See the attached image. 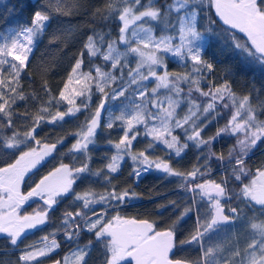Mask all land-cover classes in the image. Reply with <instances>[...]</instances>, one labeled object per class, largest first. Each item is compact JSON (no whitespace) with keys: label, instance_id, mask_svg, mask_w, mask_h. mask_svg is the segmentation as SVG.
<instances>
[{"label":"snow or ice","instance_id":"1","mask_svg":"<svg viewBox=\"0 0 264 264\" xmlns=\"http://www.w3.org/2000/svg\"><path fill=\"white\" fill-rule=\"evenodd\" d=\"M81 7V0H55V4L48 0L33 13L29 25L3 35L0 42V114L7 118L8 127L13 124V105L17 100L27 98L21 91V73L27 67L37 40L49 26L52 13L67 16ZM212 9L224 30L231 34L234 48L240 50L250 63L264 66V0H163L162 3L157 0H106L104 9H97L101 21H119L116 38L111 36V29L103 34L94 31L93 35H89L83 46L89 56L88 70H84L82 51L58 97L51 96L45 82L48 107L41 104L30 117L32 126L23 133L13 132L6 139L7 148L27 147V150L19 151L13 162L0 167V234H4L11 245L16 246L26 230L44 225L54 206L71 193L76 201L82 202V208L89 212L64 213L62 228L57 229V232L63 230L67 241L74 242L75 247L62 260L54 261V264H86L85 258L89 255L93 241L89 240L83 246L79 244L80 234L84 231L93 234L95 241L103 245L104 264H191L187 259L174 257L178 221L160 230L148 219L126 217L116 211L126 199L135 196L134 192L128 189L118 191L113 186L104 193L93 190L75 193L73 188L78 180L99 177L103 172V169L95 172L90 169L89 146L95 144L101 112L110 96L116 99L128 91L126 85L106 91L125 75L124 69L127 68L126 75L130 78L128 85L137 86L132 95L138 96L139 102L133 101L105 125L112 129L115 122L120 121L123 135L113 144L116 152L105 165L107 172H104L103 178L111 184V174L120 170L125 156L133 162L131 174L137 178L142 172L153 168L169 176L179 177L187 191L209 202L210 212L203 222L197 214L195 231L189 238L179 241L181 246L196 243L203 247L201 260L196 264H264V219L245 217L248 219L251 239L243 247L233 246L226 250L219 244L204 246L207 235L241 215L242 209L238 206L230 208L231 216L226 215L221 204L222 198L235 195L237 200L250 208L259 206L264 215V163L254 171L245 163L249 152L258 142L264 141V119H260L264 113L252 105L251 93L237 97L227 80L220 85L210 84L207 91L201 87L203 74L213 71V65L203 58L217 23L206 15ZM201 19L209 21L207 27L200 23ZM157 28L160 29L159 35ZM98 56L104 65L109 66V70L105 71L101 65L95 64L94 58ZM168 57L178 59L186 68L190 65V70L169 72L166 62ZM130 58L135 67H130ZM117 69L120 77L114 74ZM158 69L161 71L158 72ZM152 80L155 86L149 91L144 82ZM181 85H187V92ZM93 87L101 94L99 103L74 134L77 138L69 149L73 158L76 154L82 155L83 162L78 166L61 163L29 191L22 192L25 177L57 148L56 143H41L36 139V129L42 122L56 123L63 121L66 116L87 110ZM162 89L165 91L161 95ZM252 91L257 93L258 99L259 91L255 88ZM193 93H198L203 98L202 102H198ZM226 98L228 102H225ZM53 102H66L68 107L66 111L57 108L52 114L50 107ZM218 102L222 109H229L230 118L215 136L204 139L201 136L204 127L220 115L217 111ZM260 108L264 109V103L260 104ZM178 109L183 115L178 113ZM141 126L143 133L139 130ZM177 129L182 130L185 142L182 143L179 135L175 134ZM222 133L237 137L236 146L229 152V161H234L232 176L240 182L238 193H230L227 179L220 183L208 179L197 182L210 172L206 163L202 165L205 171L194 166L191 171L184 173L175 171L169 160L160 157L153 159L148 154L150 149L160 144L170 155L181 157L189 146L188 142H194L197 148L210 146ZM141 135L150 140L144 150L134 152L133 141ZM28 141H33L35 146L28 145ZM235 152L238 154L234 156ZM210 158L205 156V161ZM217 159L223 160L224 157L221 155ZM33 198H39L43 207L31 214H21L23 206ZM95 205L101 206L98 211ZM110 210L115 214H110ZM183 215L179 219L182 220ZM51 235V240L43 238L41 247L29 245L20 255L19 261L32 264L59 249L56 232Z\"/></svg>","mask_w":264,"mask_h":264},{"label":"trees","instance_id":"2","mask_svg":"<svg viewBox=\"0 0 264 264\" xmlns=\"http://www.w3.org/2000/svg\"><path fill=\"white\" fill-rule=\"evenodd\" d=\"M47 2L48 0H0V40L9 31L29 25L33 13ZM157 2L162 3L163 0H157ZM52 3L55 4V0H52ZM105 3L106 0H81L82 7L71 15L65 16L52 13L48 22L49 26L45 29L43 36L37 40L27 67L21 73V91L27 98L17 100L13 105L12 127L6 125L7 118L0 114V167L13 162L21 149L27 150L25 145H21L20 149L7 148L5 142L7 138L12 136L13 132L23 133L32 126L30 117L38 111L41 104L48 107L46 104L48 93L44 91L45 82L47 88L50 89L51 96L58 97L59 91L63 88L82 51L84 52V70L89 68V56L83 47L87 37L93 35L94 31L103 34L111 29V36L116 38L119 21L105 22L99 19L97 9L103 10ZM93 13H96L95 17ZM206 15L216 20L217 23L203 53L204 60L213 65V71L203 74L204 79H202L201 87L207 91L210 84L220 85L227 80L231 85V90L237 97L251 93L252 105L258 111L264 113V109L260 108V104L264 103V66L250 63L240 50L234 48L233 41L230 39L231 34L224 30L218 18L215 17L214 9L208 11ZM200 23L207 27L209 21L201 19ZM159 32L160 29L157 28V35H159ZM54 36L56 37L55 40H53ZM105 39H107V36ZM123 47L121 45L122 49ZM94 62L101 65L105 71L109 70V66L103 64L101 57L94 58ZM168 68L170 72L190 70V66L186 68L173 62H168ZM127 71L124 69L125 75L120 77V71L117 69L114 74L120 78L107 91L110 92L111 89L126 84L130 79L126 75ZM93 75H95L94 71ZM181 86L187 92V85ZM253 88L259 91L258 99L257 93L252 91ZM100 96L101 94L97 93L95 87H93V95L87 110H82L74 116H66L63 121H57L56 123L42 122L36 129V139L40 140L41 143L57 144V148L47 164L50 169L59 166L61 163L78 166L83 162L84 157L82 155L76 154L73 158L72 154L69 153V149L77 138L74 134L84 124L86 116L95 111ZM193 97L198 102H202L203 98L199 97L198 93H193ZM109 99L111 100V96ZM225 102H228L227 98ZM77 103H80L79 99ZM67 107L66 102L60 104L53 102L50 112L54 114L57 108L60 111H66ZM217 111L220 112V115H217L215 119H211V122L201 132L204 139L215 136L218 129L223 128L230 118L229 109H222L219 102ZM178 113L183 115L181 110H178ZM260 119H264V114L260 115ZM120 124V121H116L112 129H108L105 124H102L97 131L95 144L89 146L88 155L91 157L89 167L93 172L101 169H103V172L99 177L91 176L89 179L78 180L75 184V193H83L86 190L104 193L113 186L118 191L128 189L134 192L135 196L126 199L116 211L122 216L148 219L154 222L160 230L178 221L177 248L174 257L187 259L191 264H196L197 261L201 260L203 247L196 243L181 246L179 241L189 238L195 231L197 214L203 222L210 212L209 202L206 199L202 200L198 194L187 191L184 182L179 177L169 176L154 168L142 172L138 178L135 177L131 174L134 165L128 156H125L120 170L111 174V184H109L103 178V174L107 172L105 165L116 152L113 144L118 142L123 135V128ZM139 130L143 133L142 127ZM175 134L179 135L182 143L185 142L182 130L177 129ZM149 140V137L138 136L137 140L133 141V151L144 150ZM58 141H63V143H58ZM109 141L112 143H109ZM188 144V148L182 153L181 157L170 155L169 151L160 144H157L154 149H150L148 154L153 159L160 157L169 160L175 171L184 173L191 171L194 166L200 167L201 171H205L202 165L206 163L207 167L210 168V172H207L204 177H200L197 182L208 179L220 183L222 180L227 179V189L230 193H238L240 182L232 176L234 161H229V152L237 144L236 136L222 133L212 141L210 146H203L202 148H197L194 142H188ZM28 145L35 146L33 141H28ZM237 154L238 152L233 153L234 156ZM221 155L224 159H217ZM205 156L211 158L206 162ZM245 163L253 171L264 163V141L258 142L257 146L249 152ZM194 199L195 203L193 202ZM221 204L226 215L231 216L230 208L237 206L242 209L241 215L235 221L221 225L217 230L207 235L204 246L219 244L224 246L226 250L233 246L243 247L251 239V230L248 219L245 217L264 219V215L261 214L259 206L250 208L241 200H237L235 195H232L231 198H222ZM86 210L82 208V202L76 201L71 194L58 209V221H55V217H52L51 225L41 230L37 234V238L48 237L51 240V234L56 232L55 239H58L61 244L62 254L60 257L63 258L70 252V249L75 247V243L67 242L63 230L57 232V229L62 228V217L66 211L75 213L76 211L85 212ZM185 212L187 214L183 215ZM110 214H115V212L111 211ZM182 215L183 219L181 220L179 218ZM89 240L93 241V246L86 257V264H104L103 245L95 241L93 234L89 235L87 231L81 232L79 244L83 246ZM29 245L31 244L27 242L22 246H13L6 237H0V264H22L19 261L21 253L17 250Z\"/></svg>","mask_w":264,"mask_h":264},{"label":"flooded vegetation","instance_id":"3","mask_svg":"<svg viewBox=\"0 0 264 264\" xmlns=\"http://www.w3.org/2000/svg\"><path fill=\"white\" fill-rule=\"evenodd\" d=\"M54 152H52L44 160L40 161V163L37 164V166L34 169H32V171L28 174V176L25 177V182L21 186L22 192L26 193L27 191H29L31 189V187H34L35 184L43 176L47 175L50 171H52L54 169V168L50 169V167L47 166L49 159L51 158V156L53 155ZM57 167H59V166H57ZM73 188L75 189V185L73 186ZM69 196H71V193L68 196H66L65 198H63L56 206H54L53 210L49 212L48 221L44 225H40L35 229L26 230L24 235L21 237L20 241H18L17 246H22L23 244L29 242L31 245L41 247L44 244V240L38 239L37 234L41 230H43L46 227H48L49 225H51L50 223H51L52 217H55L54 220L58 221V219H59L58 209L62 205L63 201H65V199L67 200L69 198ZM42 207H43L42 201L39 198H33L32 200H30L27 204H25L23 206V208L21 209V214H31L34 211L40 210ZM94 207L98 211L101 206L95 205ZM85 212L88 213L89 210L87 209ZM110 212H111V210H110ZM89 235H92V234L89 233ZM0 237H5V236H4V234H0ZM56 240L58 241V239H56ZM67 242H69V241H67ZM59 244H60V242H59ZM27 248H28V246L20 248L17 250V252L22 254ZM61 251L62 250H61V244H60L59 249H57L55 252H53L50 256L42 257V258L38 259L37 261H33L32 264H54V261L62 260V257H60V255L62 254ZM85 261H86V258H85Z\"/></svg>","mask_w":264,"mask_h":264},{"label":"rangeland","instance_id":"4","mask_svg":"<svg viewBox=\"0 0 264 264\" xmlns=\"http://www.w3.org/2000/svg\"><path fill=\"white\" fill-rule=\"evenodd\" d=\"M0 42H2V40H0ZM167 70L169 71V68H168V62H173V63H176L178 65H181V66H184V64L182 62H179L178 59L176 58H172V57H168L167 58ZM190 66V65H189ZM130 67H135V64L134 62L131 60L130 58ZM126 70H128L126 68ZM161 71L160 69H158V72ZM170 72V71H169ZM117 82V81H116ZM115 82V83H116ZM114 83V84H115ZM147 86H148V89L149 91L151 90L152 87L155 86V81L152 80V81H147V82H144ZM114 84H112L111 86H113ZM126 86H128V91L125 93L124 96H121V97H118L116 99H112L111 100L109 99L106 104H105V108H104V121H103V124H107L109 121L112 120L113 116H118L120 115L121 111H124L126 110V108L133 102V101H136V102H139V98L138 96H133L132 93L134 91V89H136V85H128V82H126V84H124ZM183 87V86H182ZM108 89H106L107 91ZM165 90H161V92L164 93ZM162 93V94H163ZM161 94V95H162ZM179 110V109H178ZM102 126V125H101ZM142 127V126H141ZM47 157V156H46ZM45 157V158H46ZM44 158V159H45ZM43 159V160H44ZM124 160H125V157H124ZM123 161H121V166L123 164ZM120 166V167H121ZM43 246V245H42ZM42 258V257H40ZM39 258V259H40Z\"/></svg>","mask_w":264,"mask_h":264},{"label":"water","instance_id":"5","mask_svg":"<svg viewBox=\"0 0 264 264\" xmlns=\"http://www.w3.org/2000/svg\"><path fill=\"white\" fill-rule=\"evenodd\" d=\"M104 113H105V111L102 110V112H101V117H100V127H101V125L103 124V121H104ZM99 129H100V128H99ZM99 129H97V131H98ZM174 252H175V249H174Z\"/></svg>","mask_w":264,"mask_h":264}]
</instances>
